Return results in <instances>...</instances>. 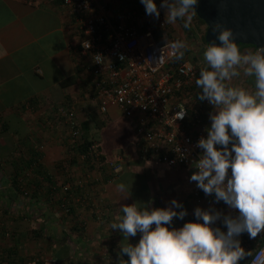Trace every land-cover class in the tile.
I'll return each instance as SVG.
<instances>
[{
  "label": "crops",
  "instance_id": "crops-1",
  "mask_svg": "<svg viewBox=\"0 0 264 264\" xmlns=\"http://www.w3.org/2000/svg\"><path fill=\"white\" fill-rule=\"evenodd\" d=\"M109 5L115 13L129 6L128 0ZM79 42L77 23L61 1L0 0V215L2 204L8 215H35L32 221L12 220L10 228L25 233L37 226L45 235L41 242L21 244L13 264L27 263L29 248L39 264H121L127 260L117 255L121 244L139 240V234L125 241L119 230H111L124 204L163 208L176 199L188 212L184 219L195 218L196 207L213 209V194H195L193 167L168 165L146 153L135 122L118 107L100 112L93 62ZM240 50L261 52L248 45ZM239 71L226 83L254 91V78ZM61 109L74 111L81 126L97 121L94 137L102 162L65 159L74 141ZM215 111L213 105L207 110V127ZM17 179L27 184L31 179L29 198L19 195ZM119 183L129 185V192L118 191ZM49 184L60 202L51 207L45 203Z\"/></svg>",
  "mask_w": 264,
  "mask_h": 264
},
{
  "label": "clouds",
  "instance_id": "clouds-1",
  "mask_svg": "<svg viewBox=\"0 0 264 264\" xmlns=\"http://www.w3.org/2000/svg\"><path fill=\"white\" fill-rule=\"evenodd\" d=\"M140 3L156 20L164 10L168 24L187 16L188 27V13L198 0H161L159 6L156 0ZM217 40L204 50L207 67L195 81L201 89L199 100H207L216 111L209 115L206 137L196 143L202 154L189 179L206 196L215 194V202L223 201L230 211L196 207L195 220L177 228L173 219L184 220L188 212L176 199L163 208L124 204L111 230H119L125 241L137 234L139 240L121 244L117 255L127 257L121 264H239L245 256L240 237L255 238L264 232V50L242 53L225 29L218 31ZM171 48L172 56L183 57L184 43L175 42ZM240 69L254 78V91L226 83L240 76ZM184 115L181 109L176 119ZM117 189L129 192V185L119 183ZM218 221L222 227L214 226Z\"/></svg>",
  "mask_w": 264,
  "mask_h": 264
},
{
  "label": "built area",
  "instance_id": "built-area-1",
  "mask_svg": "<svg viewBox=\"0 0 264 264\" xmlns=\"http://www.w3.org/2000/svg\"><path fill=\"white\" fill-rule=\"evenodd\" d=\"M58 1L68 7L77 23L80 49L92 59L100 112L118 107L124 117L135 122L136 134L146 142V153L152 152L168 165L193 167L202 154L196 143L207 135L202 115L212 105L207 100L187 102L185 97L189 96L198 70L188 61L176 62L171 55L173 42L156 37L155 30L160 32L165 25L163 18L158 20L157 29H142L141 17L133 7L115 13L109 0ZM181 109L185 115L176 119ZM60 114L71 131L79 135L73 130L78 123L75 112L61 109ZM90 154L100 162L96 144L90 146ZM201 193L196 187V196ZM212 206L224 214L230 211L223 201L215 202V194ZM194 220L174 218L172 226L179 228ZM214 226L222 227L219 221ZM240 239L247 264H264V232L255 238L244 234Z\"/></svg>",
  "mask_w": 264,
  "mask_h": 264
},
{
  "label": "trees",
  "instance_id": "trees-1",
  "mask_svg": "<svg viewBox=\"0 0 264 264\" xmlns=\"http://www.w3.org/2000/svg\"><path fill=\"white\" fill-rule=\"evenodd\" d=\"M136 9H138V13L140 15V17H142L143 15V11L141 9V6L139 5L138 7H136ZM191 15L193 16V18H191L190 22H189V26L185 27V21L187 20V18H183V19H178L177 21L182 25V28L184 30L185 33H187V30L189 31L188 34L186 35V41H184V45L185 48H183L181 51L184 52V55L181 59H176V62H184V61H188L191 64H194L198 70V75L197 78L199 77V73L201 71V69H205L207 67L206 62L204 61L203 58V52H204V48H206L207 46H209L206 42L205 39V35H206V30H207V24L198 17V15L191 9ZM141 26L140 28L142 29H148L150 28V21L149 20H145L144 17L141 19ZM202 25H205V30H203L201 27ZM191 33V34H189ZM155 35L156 37L161 40L164 41L163 37H162V32H159L157 30H155ZM189 39V40H187ZM249 45V44H247ZM253 47H255L254 45H251ZM238 47H243L242 44L238 45ZM201 54V55H200ZM189 96L185 97L187 102L189 103V101H191L193 99L194 102L192 103H197V102H201L199 100V94L201 92V89L197 88L196 84L194 83L190 88H189ZM181 100H184V97H181ZM210 107L207 108V110ZM95 116V115H94ZM77 117V121L78 123L76 124V126L73 127L74 131H77L79 135H75L72 132V138L73 139V149H70L68 152V156L66 155L65 159H71V160H81L82 162H90L93 164H98L99 162L94 161L92 155L90 154V146L92 144H96L97 148H98V152H100V162H102L104 160V157L101 153L100 147L98 145V143L95 141V139L88 134V124L87 122L81 126L79 123V119L78 116ZM208 119L207 116V112L205 114L202 115V120L203 122L206 124ZM94 121V120H93ZM94 123L97 124V121ZM69 127V126H68ZM71 130V129H70ZM38 154V153H37ZM39 155L41 156V153H39ZM40 156L38 158H40ZM38 158H36V160H38ZM33 161H30V164H32ZM59 165H63L62 163H60ZM116 166H113L114 169ZM38 170H40V168L38 167ZM51 181L50 183H52V179L49 178ZM31 184V179L28 180V184L27 183H22L21 180L17 179V189H18V193L19 195L22 194L24 195L25 198H29L31 195H25V191L27 188V185L30 186ZM22 187H25V190L21 189ZM52 185L49 184V192H47V197L45 203H48V205L51 206H55L56 204H60V202L58 201H54L53 199V191L50 193ZM38 188H40V186L38 185ZM40 190V189H39ZM37 190V191H39ZM22 191V192H21ZM37 193V192H36ZM21 196V195H20ZM58 202V203H57ZM29 204V203H28ZM68 205L65 204L64 205V209L66 208L67 211L71 210V208L67 207ZM1 210H3V214L0 215V264H13L15 258L18 256V252H20V247L21 244L25 245L26 244H31L33 242H41V240H43V238L45 237L44 235V229H38L37 226L33 227L32 229H30L27 232H20V231H16L13 230L12 228H10V222L12 220H19V219H28L30 221L32 220H36V216L34 215H29V213L25 214V215H21L20 213H15L14 215H8V206H6L5 204L1 205ZM43 218V217H40ZM38 222V221H37ZM67 236V235H65ZM14 242L13 246L10 245V243ZM10 245V246H9ZM33 250L32 248H29V260L27 261V263L25 264H39V261H37L35 259V257H33V255H31ZM246 256L242 259V261H246Z\"/></svg>",
  "mask_w": 264,
  "mask_h": 264
},
{
  "label": "water",
  "instance_id": "water-1",
  "mask_svg": "<svg viewBox=\"0 0 264 264\" xmlns=\"http://www.w3.org/2000/svg\"><path fill=\"white\" fill-rule=\"evenodd\" d=\"M207 24V44L219 43L220 29L229 30L234 42L264 50V0H198L192 9Z\"/></svg>",
  "mask_w": 264,
  "mask_h": 264
},
{
  "label": "rangeland",
  "instance_id": "rangeland-1",
  "mask_svg": "<svg viewBox=\"0 0 264 264\" xmlns=\"http://www.w3.org/2000/svg\"><path fill=\"white\" fill-rule=\"evenodd\" d=\"M160 2H161V0H156V3H157L158 6H159ZM128 5L131 8L133 7L135 10H138V9H136V7H138L140 5L141 9L143 11V15H142L141 19L144 17V19L146 21L149 20L150 23H151L150 24L151 27H156V29H157V27H159L158 26V22H159L158 20H156L153 17H150V16L145 14L144 6L140 3V0H128ZM191 14H192L191 11H189L188 15H190L191 18H193V16ZM161 17L164 20V17H165L164 10H161L160 18ZM160 18H159V20H160ZM186 18H187V16H186ZM201 28L203 30H205V25H202ZM163 30L166 32V35L164 37L162 35L164 41H172L173 43H175V42H182L183 43L184 41H186V38H187L186 35L189 32L187 30V33H185L183 28H182V25L178 21H176L174 24H168V23L165 22V25L160 30V32H163ZM189 34H191V33H189ZM187 40H189V39H187ZM242 45H244V44H242ZM245 45H247V44H245ZM248 46H251V44H249ZM260 51H262V50H260ZM95 125L96 124L94 123L93 120L89 121V123H88V131H87L88 134H90L94 139H95L94 133L96 131V126Z\"/></svg>",
  "mask_w": 264,
  "mask_h": 264
}]
</instances>
